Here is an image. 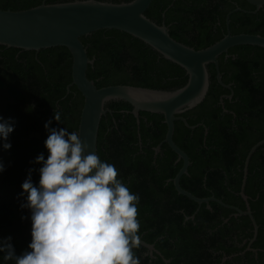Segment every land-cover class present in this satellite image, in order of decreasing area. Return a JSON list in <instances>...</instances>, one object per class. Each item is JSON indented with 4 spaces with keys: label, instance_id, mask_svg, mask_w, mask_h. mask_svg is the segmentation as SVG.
Listing matches in <instances>:
<instances>
[{
    "label": "trees",
    "instance_id": "1",
    "mask_svg": "<svg viewBox=\"0 0 264 264\" xmlns=\"http://www.w3.org/2000/svg\"><path fill=\"white\" fill-rule=\"evenodd\" d=\"M73 0H0V9L24 10L42 2L56 3ZM107 1V0H100ZM128 2L131 0H108ZM240 8V10H235ZM232 34L250 33L264 36V5L256 6L247 0H153L145 14L158 24L165 22L171 36L195 49L208 47L228 31ZM88 56L94 59L88 65L87 76L97 87L128 84L165 91H175L188 80L184 68L167 60L151 46L130 34L116 29H100L81 37ZM218 57L222 81L231 84L232 98L223 95L231 90L217 79L216 67L208 65L210 87L205 99L181 115L175 122L174 141L189 156L191 165L182 175L181 186L198 197L215 196L224 203L242 200L240 192L246 156L253 145L264 139V48L257 45H237ZM72 55L64 46L35 50H21L0 45V116L11 117L13 131L8 140L11 147L0 146V161L5 165L0 172V237L11 235L17 254L27 249L31 240L28 209L19 207L24 199L22 182L28 170L32 181L38 182L35 169L41 165L34 158L43 152L48 133L44 124L58 111L61 122L52 119L50 127H65L70 132L78 129L84 97L72 83ZM70 88L68 89V86ZM101 118L97 153L101 160L112 163L118 177L131 192L139 194L137 204L140 222L139 237L155 244L162 254L150 263L142 245L133 249L139 264H212L211 249L224 250L227 255L238 252L229 245L232 232L227 224L212 222L214 215L206 203L197 202L179 194L172 179L182 166L174 164L177 154L163 143L164 153L155 155V147L167 132L164 115L141 111L139 123L126 101L113 100L106 104ZM264 144L252 154L248 167L245 193L259 199L255 216L264 226L261 204L264 201ZM26 195V194H25ZM212 209H231L210 201ZM198 228L192 220L183 225L185 214L196 210ZM180 209L186 213L180 214ZM190 228H187V227ZM215 229V230H214ZM198 233L199 243L192 240L180 249V234ZM189 245V246H188ZM264 250V228L259 229L256 244ZM0 264H15L3 260ZM262 256V253H261ZM217 257H220L218 255ZM234 259H241L236 256Z\"/></svg>",
    "mask_w": 264,
    "mask_h": 264
},
{
    "label": "water",
    "instance_id": "2",
    "mask_svg": "<svg viewBox=\"0 0 264 264\" xmlns=\"http://www.w3.org/2000/svg\"><path fill=\"white\" fill-rule=\"evenodd\" d=\"M152 1L131 0L117 3L108 0H73L56 3L42 2L40 5L24 10L0 9V45L35 51L64 46L70 51L72 55L70 85H76L84 97L77 132L82 141H87L89 144L87 149L89 152L98 154L97 140L101 118L107 111L111 112L106 108L107 102L122 100L131 104L133 107L131 112L138 123L141 111L163 114L167 132L162 143L170 146L177 154L178 160H183L182 167L173 178L177 192L197 202L199 207L206 203L207 207L211 208L209 202L216 201L226 207L235 208L240 214H248L254 225L253 239H255L258 234V224L248 203V210L244 211L214 196L198 197L181 187L180 179L182 175L188 173L190 159L188 154L176 144L173 136L177 120H182L189 128L195 127L189 125L187 119L181 114L196 107L205 99L210 87L208 65L211 63L215 65L218 82L231 90L229 95H223L220 98V103L224 106L223 99L232 98L234 92L231 84H225L222 81L218 57L223 53L228 56L229 49L237 45L249 44L264 48V36L250 33L232 34L229 28L230 12L227 15V33L214 44L195 49L174 39L165 22L158 24L145 14ZM247 1L256 6V10L264 5V0ZM100 29L120 30L142 40L164 58L184 68L188 76L187 83L175 91L128 84L97 87L94 80L87 76L88 65L93 64L94 59L88 56L87 47L81 41V37ZM162 143L156 147V151L160 150ZM263 144L264 139L253 145L245 159L241 185V195L245 200L247 196L244 188L248 176V165L252 154ZM139 238L140 245L161 254L153 244Z\"/></svg>",
    "mask_w": 264,
    "mask_h": 264
},
{
    "label": "clouds",
    "instance_id": "3",
    "mask_svg": "<svg viewBox=\"0 0 264 264\" xmlns=\"http://www.w3.org/2000/svg\"><path fill=\"white\" fill-rule=\"evenodd\" d=\"M54 112L45 122L47 157L34 158L41 166L36 184L30 168L22 182L24 199L19 207L28 209L31 240L17 254L11 235L0 237L3 260L15 264H139L133 249L140 247L137 219L139 194L131 192L118 177L112 163L89 152V144L76 131L50 127ZM11 117L0 116V146L11 147ZM5 165L0 161V172ZM26 194V195H25Z\"/></svg>",
    "mask_w": 264,
    "mask_h": 264
},
{
    "label": "flooded vegetation",
    "instance_id": "4",
    "mask_svg": "<svg viewBox=\"0 0 264 264\" xmlns=\"http://www.w3.org/2000/svg\"><path fill=\"white\" fill-rule=\"evenodd\" d=\"M71 72H72V70H71ZM177 121H180V120H177ZM174 134H175V132H174ZM173 139H174V136H173ZM161 143H159V144H161ZM162 145H163V143H162ZM162 145H161V148L159 151H156L157 146L155 147V155L158 153H164L165 149H162ZM181 160H178V156H177L174 164H178ZM182 165H183V160H182ZM190 165H191V161H190ZM248 167H249V165H248ZM188 169H189V167H188ZM172 181H173V179H172ZM244 193H245V188H244ZM236 195H240L242 200H238L235 203H231L228 205H231L233 207H238L241 210L246 211V210H248V207H247V203H248L250 210H251V213H252L253 217L255 218L256 223L258 224V234H257L256 238L253 239L254 238V225H253L251 217L248 214H240L235 208H230V207H226V206L225 207L228 209H231V211H227V213H226V211L223 209H212V208H210L211 212L214 215V219H212V222L218 221V224L212 228L216 229V228H219L222 224H227V228H231L232 232L229 233L225 238H227L229 245L235 246L238 249V252L232 253L230 255H227L224 252V250H222V249H219L217 251L211 249V253L213 255L212 264H264V250L256 245L257 242L259 241V229L264 228V226L260 222H258V220L256 219V216H255V210H253V208H252V205H255L257 203V200L259 199V193L256 195V197L249 196L245 193V195L247 196V199H246L247 201L242 197L241 190H240V192L236 193ZM218 199L221 200L220 198H218ZM199 208L196 210V212H193V214H185L186 211L184 209H180V214H183V215L185 214L183 217V225H186V221L192 220V222H193L192 228L193 229L198 228V221H197L196 213L199 210ZM261 211H262L263 216H264V201L261 204ZM219 222H222V224ZM187 228H190V227L188 226ZM180 235L182 237L180 239V249H182V247L185 245L184 238H185V240H188V243H190V240H192L193 244L199 243L198 233L193 234V235H189L187 232L186 235H184V233L180 234ZM153 245L155 247V244H153ZM261 253H262V256H261ZM145 254L149 256L150 263H153L155 260L159 259L158 256H162V254H159L156 251H150V250H148ZM218 255H220V257H217ZM236 256H241V259L240 260L234 259ZM165 262L168 264L169 260L165 259ZM180 264H182L181 261H180Z\"/></svg>",
    "mask_w": 264,
    "mask_h": 264
}]
</instances>
